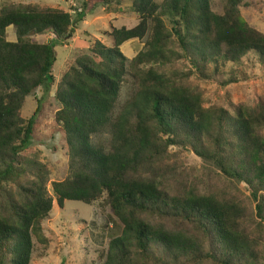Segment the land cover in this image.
Instances as JSON below:
<instances>
[{"label":"trees","instance_id":"obj_1","mask_svg":"<svg viewBox=\"0 0 264 264\" xmlns=\"http://www.w3.org/2000/svg\"><path fill=\"white\" fill-rule=\"evenodd\" d=\"M125 1L132 2L138 24L113 28L112 46L95 40L51 96L56 47L85 20L88 2L109 7ZM251 5L226 0L218 13L211 0H86L75 16L31 3L2 6L0 264L31 263L33 237L48 241L43 222L55 201L63 208L66 200L92 204L104 196L122 231L103 264H264V96L255 105L205 106L204 93L188 83L194 73L215 75L220 60L236 63L254 52L264 63V33L242 13ZM11 26L14 42L7 40ZM48 30L57 38L39 43L32 37ZM146 36L145 49L128 59L122 45ZM180 59L191 64L189 72L173 67ZM128 65L139 90L114 117ZM38 88L43 94L25 118L26 99ZM50 100L57 103L53 118L68 161L59 181H51L38 160L22 159ZM104 130L109 143L94 142ZM171 145L219 172L207 179L186 174L179 154L168 153Z\"/></svg>","mask_w":264,"mask_h":264},{"label":"rangeland","instance_id":"obj_2","mask_svg":"<svg viewBox=\"0 0 264 264\" xmlns=\"http://www.w3.org/2000/svg\"><path fill=\"white\" fill-rule=\"evenodd\" d=\"M85 1L0 0V9L7 3H31L43 7L62 8L75 16L76 11L84 7ZM157 1L160 3L163 0ZM246 1L252 5L242 8L243 16L250 25L264 33V0ZM90 3L88 2V14L85 20L77 23L70 35L61 39L56 47L57 60L52 70L56 81L52 87L51 96H54L63 74L74 64L77 57L90 53L95 40H100L106 46H112L113 28L123 26L132 28L138 24L139 17L132 9L131 1H125L121 5L113 3L109 7L103 3L94 5ZM225 3L226 0H211L213 10L218 13L223 12ZM165 20L169 28L174 27L172 16H166ZM6 34L7 40L16 41V31L13 26L7 28ZM32 37L39 43H48L51 39L57 38L52 30ZM146 41L147 36L142 40L131 39L126 41L121 49L125 56L132 60L141 50L145 49ZM173 45L180 50L178 43L174 42ZM173 67L187 73L191 69V64L180 59ZM214 67L215 64H210L207 67V73L210 74ZM218 67V72L211 77L202 79L194 73L188 81L204 93L205 106L219 104L230 109L231 104L255 105L264 96V63L254 52L236 63L220 60ZM135 73L136 70L128 65L126 78L113 111L114 117L139 90V80ZM42 94L43 89L38 88L35 95L26 99L22 110L23 117L29 118L34 113L37 106L36 98L41 97ZM56 106L57 103L53 100L45 106L31 148L22 154L23 160L33 158L42 163L48 170L51 181L63 179L68 162L62 146V134L55 128L53 112ZM110 138L108 130H104L97 136H93V141L108 144ZM168 153L179 154L178 161L181 164L179 168L188 175H197L207 179L208 176H213L215 171L219 172L212 164L189 149H180L171 145ZM222 180L229 182L225 178ZM49 188L51 189V185ZM240 188L246 196H249L250 192L246 183L242 182ZM43 230L48 241L42 243L35 236L33 237L34 249L30 264H103L109 243L112 238L121 234L122 225L115 218L108 203L105 202L104 196L92 204L66 200L63 208H60L55 201L49 217L43 222Z\"/></svg>","mask_w":264,"mask_h":264},{"label":"crops","instance_id":"obj_3","mask_svg":"<svg viewBox=\"0 0 264 264\" xmlns=\"http://www.w3.org/2000/svg\"><path fill=\"white\" fill-rule=\"evenodd\" d=\"M123 46V45H122Z\"/></svg>","mask_w":264,"mask_h":264}]
</instances>
